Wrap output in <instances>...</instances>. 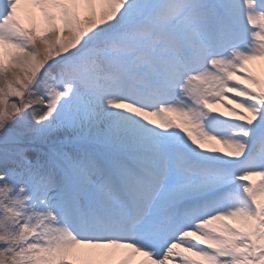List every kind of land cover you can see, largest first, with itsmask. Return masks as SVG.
I'll use <instances>...</instances> for the list:
<instances>
[{
	"label": "snow or ice",
	"instance_id": "snow-or-ice-1",
	"mask_svg": "<svg viewBox=\"0 0 264 264\" xmlns=\"http://www.w3.org/2000/svg\"><path fill=\"white\" fill-rule=\"evenodd\" d=\"M0 264H264V0H0Z\"/></svg>",
	"mask_w": 264,
	"mask_h": 264
}]
</instances>
